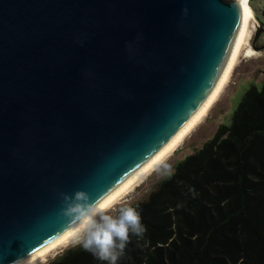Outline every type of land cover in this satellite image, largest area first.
Instances as JSON below:
<instances>
[{
    "label": "water",
    "instance_id": "obj_1",
    "mask_svg": "<svg viewBox=\"0 0 264 264\" xmlns=\"http://www.w3.org/2000/svg\"><path fill=\"white\" fill-rule=\"evenodd\" d=\"M248 11L244 0H0V264L71 231L64 196L103 203L198 117Z\"/></svg>",
    "mask_w": 264,
    "mask_h": 264
},
{
    "label": "trees",
    "instance_id": "obj_2",
    "mask_svg": "<svg viewBox=\"0 0 264 264\" xmlns=\"http://www.w3.org/2000/svg\"><path fill=\"white\" fill-rule=\"evenodd\" d=\"M131 207L146 230L130 235L117 264H264V83ZM52 264L106 262L76 247Z\"/></svg>",
    "mask_w": 264,
    "mask_h": 264
},
{
    "label": "rangeland",
    "instance_id": "obj_3",
    "mask_svg": "<svg viewBox=\"0 0 264 264\" xmlns=\"http://www.w3.org/2000/svg\"><path fill=\"white\" fill-rule=\"evenodd\" d=\"M249 1L248 5L251 10L264 23V0H251L250 3ZM252 23L248 46L255 50L258 55L252 58L240 56L228 83L202 120L191 130L174 152L138 183L130 193L110 207V215H117V210L120 207L133 206L146 200L149 194L157 188L160 181L174 171L179 162L209 141L220 125L230 124L239 102L251 87L258 90L261 88L264 83V32L260 34L253 48V37L257 25L255 21ZM76 247L78 246H74L70 240L69 243L54 249L36 264H52L63 252Z\"/></svg>",
    "mask_w": 264,
    "mask_h": 264
},
{
    "label": "clouds",
    "instance_id": "obj_4",
    "mask_svg": "<svg viewBox=\"0 0 264 264\" xmlns=\"http://www.w3.org/2000/svg\"><path fill=\"white\" fill-rule=\"evenodd\" d=\"M63 200L62 214L71 227L73 245L106 264H117L130 235L140 237L146 230L135 207H120L113 216L109 214L110 202H90L83 191Z\"/></svg>",
    "mask_w": 264,
    "mask_h": 264
},
{
    "label": "bare ground",
    "instance_id": "obj_5",
    "mask_svg": "<svg viewBox=\"0 0 264 264\" xmlns=\"http://www.w3.org/2000/svg\"><path fill=\"white\" fill-rule=\"evenodd\" d=\"M249 0H244V5L248 8V17H247V27L246 30L242 36V39L235 51V54L233 56L232 62L225 73L224 77L222 78L221 82L219 83L218 87L216 88L215 92L213 93L212 97L209 99L201 113L198 115V117L188 126L186 127L180 135L170 144L168 145L152 162L151 164L136 178L129 181L126 185H124L120 190H118L115 194L107 198L103 203L110 202V207L114 204L118 203L119 200H121L124 196H126L128 193L132 191L134 187L137 186L138 183H140L150 172H152L156 167H158L172 152L178 148V146L182 143L184 138L191 132V130L202 120V118L206 115L212 104L216 101V99L219 97L220 93L222 92L223 88L226 86V84L229 81V78L239 62L240 56L242 55L243 58H252L255 55H258L255 50L250 48L248 46L249 37L251 35V28H252V22L254 20V12L251 10V8L248 5ZM256 23V21H255ZM72 240L71 231L67 233L66 235L62 236L52 244H50L46 249L40 251L32 258L26 260L25 262L21 264H36L40 262L47 254L52 252L54 249L63 246Z\"/></svg>",
    "mask_w": 264,
    "mask_h": 264
}]
</instances>
